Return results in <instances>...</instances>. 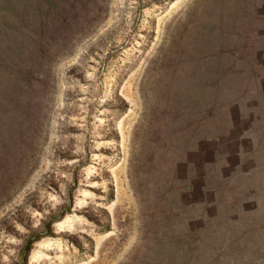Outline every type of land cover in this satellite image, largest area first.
Masks as SVG:
<instances>
[{
	"label": "rangeland",
	"instance_id": "1",
	"mask_svg": "<svg viewBox=\"0 0 264 264\" xmlns=\"http://www.w3.org/2000/svg\"><path fill=\"white\" fill-rule=\"evenodd\" d=\"M241 104L264 0H0V264H264Z\"/></svg>",
	"mask_w": 264,
	"mask_h": 264
},
{
	"label": "crops",
	"instance_id": "2",
	"mask_svg": "<svg viewBox=\"0 0 264 264\" xmlns=\"http://www.w3.org/2000/svg\"><path fill=\"white\" fill-rule=\"evenodd\" d=\"M258 106L259 107H253L252 111H250L248 107L244 106V104L240 105L238 109V118L237 120L235 119V126H238L243 122H248L247 127L237 139L229 141L230 143H233L234 146L227 150H223L222 154H264V105ZM249 114H252L251 118H249ZM245 156L248 157V155ZM260 166L261 167L254 166L255 169L253 170V173L251 172L254 177H257L254 179L255 181L251 186V191L253 192L252 203L254 204V209L248 211V213L251 214V219L253 217H260L263 219L264 217V209L262 210V208H259L261 202H264V200H258L257 198L260 192L264 193V161ZM256 193L257 197L255 198ZM257 203L260 205H257ZM262 228L264 230V227ZM263 258L262 263H264Z\"/></svg>",
	"mask_w": 264,
	"mask_h": 264
}]
</instances>
